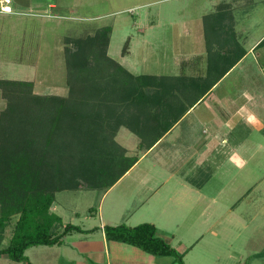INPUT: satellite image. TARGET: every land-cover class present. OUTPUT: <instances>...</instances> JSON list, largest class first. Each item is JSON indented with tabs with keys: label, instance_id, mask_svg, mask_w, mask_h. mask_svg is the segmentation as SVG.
<instances>
[{
	"label": "rangeland",
	"instance_id": "obj_1",
	"mask_svg": "<svg viewBox=\"0 0 264 264\" xmlns=\"http://www.w3.org/2000/svg\"><path fill=\"white\" fill-rule=\"evenodd\" d=\"M224 2L219 6L218 0H33L31 7L16 6L12 2L13 12H0V79L33 81L36 94L66 96L69 87L65 39L95 34L106 26L112 28L109 55L134 74L179 76L177 70H183L190 76H197L194 71L190 73L195 66L197 69L203 66L206 74L209 51L207 37L202 38L203 30L209 33L208 38L215 39L223 34L224 25H219L220 21H238L241 32L246 31L250 37L264 32V23L257 25L258 21H264V0ZM240 36L243 35L238 34ZM128 41L129 50L123 54ZM262 56L258 63L250 58L236 70H231L217 91L194 111V115H198V110L203 113L209 105L207 113L217 117V121L206 120L199 128L201 135L197 131L195 136L191 131L188 134L186 119L178 127L181 134L174 133L168 138L172 145L167 140L158 148L169 163L166 167L175 160L178 164L185 162L186 172L193 174L196 183H201L203 188L200 200L194 195L195 200H192L179 189L176 198L165 207L175 211L173 216H169L166 225L158 222V234L184 255L186 264H264V150L257 149L263 139L261 132L251 131L245 120L234 127L225 122L226 116L233 113L234 100L245 91L259 94L260 102L255 96L250 104L264 109V73L256 74L259 65L264 66V53ZM248 71L255 73L249 80L246 77ZM7 105L8 100L0 89V116ZM197 126L194 122L193 127ZM125 130L131 138L138 140L135 133ZM221 131L227 133V142L221 140ZM212 132L217 134L215 141L222 149L225 147V151H220L217 146L206 149V141ZM228 150L243 153L246 162L242 161L238 166L237 161L229 158L232 151ZM128 153L141 155L139 150ZM150 158L153 160L152 156ZM145 161L148 159L142 162V167ZM185 168L175 172L173 181L184 177ZM127 182L132 185L126 187V183H121L112 193L122 199L126 190H132L129 195L136 197L135 204L148 196V192L131 178ZM179 188L182 187L179 185ZM99 195V190L92 189L60 191L56 212L67 223L83 225L92 220V224H99L98 218L91 216L99 207ZM112 196L106 206L108 202L111 204ZM91 206L96 207L92 212L89 211ZM76 211L79 215L74 213ZM144 218L147 222L152 220L149 214ZM57 247L32 246L26 254L31 264H77L61 260ZM48 252L52 260L46 263L43 255ZM154 257L161 264H181L173 255ZM0 264L29 263L1 254ZM80 264L94 262L88 258Z\"/></svg>",
	"mask_w": 264,
	"mask_h": 264
},
{
	"label": "trees",
	"instance_id": "obj_2",
	"mask_svg": "<svg viewBox=\"0 0 264 264\" xmlns=\"http://www.w3.org/2000/svg\"><path fill=\"white\" fill-rule=\"evenodd\" d=\"M111 31L65 39L66 96L36 94L33 81L0 79L8 100L0 116V255L31 264L28 248L96 230L64 224L52 210L57 193L109 190L139 159L116 140L120 128L140 138L139 149L151 148L241 58L223 50L222 34L212 39L206 30L205 75H137L109 55ZM128 50L129 41L122 53ZM104 232L108 240L186 264L154 223L106 224Z\"/></svg>",
	"mask_w": 264,
	"mask_h": 264
},
{
	"label": "crops",
	"instance_id": "obj_3",
	"mask_svg": "<svg viewBox=\"0 0 264 264\" xmlns=\"http://www.w3.org/2000/svg\"><path fill=\"white\" fill-rule=\"evenodd\" d=\"M24 1L12 0V2L16 4V6L23 5V6L31 7L33 4V0H24ZM223 3H225L224 0H218L217 5L220 6ZM51 5L54 6L55 4H51ZM261 22L264 23V21H258L257 25H260ZM218 24L224 25V28L222 30L223 32L222 35H224L223 38H225L224 39L225 44L223 50L224 51L229 50L233 52L235 56L240 55L241 57L240 60H238V62L212 87V89L207 94H205L201 100L196 102L181 117V119L171 128V130H169L168 133H166L163 136V138L158 142H156V144H154V146H152L151 148L141 152V150L139 149V142H140L139 137L137 138L138 140L131 138L127 134L128 131L126 130L123 131V129H126V127L120 128V130L116 135V140L121 145L126 147L128 151L139 150L141 155L139 156L138 161L118 180V182H116L114 186H112L109 190L99 195V202H98L99 207L96 210V212L91 215L92 218H98L99 224H92L94 222L92 220L87 221V224H83V225L78 224L84 229H92L94 227H97V229L90 233L73 232L71 234L66 235L64 241L61 244H56L58 246L56 250L57 254L60 253L62 256L61 260L66 261L68 263L76 262L77 264L84 263V261L87 260L88 258H91L94 264H98L101 261L106 262V264H161L159 260L154 257L156 255L149 254L148 252L142 250L141 248H138L134 245L127 244L124 242L108 240L104 232V226L106 224L116 225L121 223L134 226L139 223L147 222V220H145L147 218H144V216L146 215L148 217L149 214L152 217L151 222L156 225L160 234V226L158 225V222L163 225H166L167 224L166 221L169 218V216H173L171 214H174L175 211H171L172 210L171 208H165V207H168V205L171 204L172 200L176 198L177 193H179V189L181 192L187 194V196H191L192 200L193 199L195 200L194 197H196L197 200L201 199L202 191H203L201 183L197 184L196 183L197 180L194 179L193 174L186 172L187 169L183 167L185 165V162H183L182 164H178L175 160L174 163L171 162L172 164H175L174 166H171L172 164H170V167L169 166L166 167V164L168 165L169 163L165 160V158L161 156L160 153L162 152H159L158 148L162 146L163 143L166 144L168 138L172 136L174 133H177L178 135L181 134L178 133L180 131V128L178 129V127L186 119L188 120V128H187L189 130L188 134L191 131L194 132L195 136H197V131H198V135H201L199 133L200 132L199 128L205 124L206 120L207 121L209 120L208 122L217 121V117L210 114V112H208L209 114L207 113V111H210L208 107L209 105L207 106V109L203 111V113H201L202 111L199 112L198 110L197 111L198 115H194V111L198 109L200 105L203 104L206 98L212 96L217 91L216 89L219 87L221 81L229 72L236 70L238 67H240V65H242L250 58H253L254 61H256L257 63L260 62V60L258 61V59L260 57H263L262 54L264 53V51H262L264 45H259V43L264 39V32L259 36L253 38L250 37L246 31L244 33L241 32L242 28H239L240 24L238 21H231V22L220 21ZM143 32H145L146 34L147 31L144 30ZM238 34L239 35L241 34L243 36L238 37ZM202 38L206 39L205 30H203ZM206 63L208 65V60ZM261 65H259L260 68L258 69V71L255 70L256 74H260L262 72L264 73V66ZM180 67L182 69V65ZM241 69L244 70V67ZM204 71L205 70L203 69V66L199 67L198 69L195 66V69L191 70L190 73L203 75ZM176 73H179L181 75L182 73H184L190 76L189 74L186 73V71L183 70H179V71L177 70ZM253 74L255 73H251L250 71L246 73V77L248 78V80L249 78L253 77ZM255 96L257 97L259 103L262 98L260 97L259 94L257 95V93H255L254 95L248 91H245L243 92L242 95L238 96L233 102L234 105V108L232 110L233 113L230 114L229 116H226L225 122L229 126L234 127L242 120H245L247 125L251 128L250 129L251 131L259 130L261 132L259 134L262 136L261 138L263 140L258 144L257 149L264 150V111H263L264 109L262 110V108H259L260 107L259 105H258L259 107L257 108L250 104V102L256 99ZM225 102L228 103V100L225 99ZM214 107L213 109L216 112V109ZM194 122L197 123L198 125L197 127H193ZM221 132H222V134H220L221 140L223 142H227L228 141L226 135L227 133L224 131ZM216 136L217 134L214 132L209 134L210 139L206 141V143H208L206 145V149L212 148V146H217V148L220 149V151L221 150L225 151L226 148L223 147L222 149V145L220 146L215 141ZM173 139H171L172 142ZM168 144L172 145L170 141ZM228 151H232V153L230 152L229 158L231 160L234 159L235 161H237L238 166L242 164V161L246 162V158L243 155V153L240 154L236 150L234 151L228 150ZM244 151L245 150H243V152ZM233 152L236 153V155H234ZM150 156L153 157V160L152 158L149 159ZM147 159L148 161H145V165H143L142 167L141 165L142 162ZM163 166H165V168ZM194 166L195 165H193V168ZM183 168H185V172L183 174L184 177L181 180L177 179V181H173V179H175L176 177L175 172L178 170H182ZM128 178H131V180H133L137 186L142 188V190L144 189L145 191L148 192V196L145 197L144 199H140L137 204H135V202L137 201L136 197L132 198V196L130 197L129 195V192H131L132 190H126L122 199H119L115 193H112V190L121 183H126L127 185L126 187L132 185V183L129 184L127 182ZM179 185L182 188H179ZM111 194H113L110 200L111 204L108 202V206H106L107 200ZM192 195H194V197ZM203 196L206 197L205 195ZM206 198H211V197H206ZM212 199L216 200V197L213 196ZM57 207H58V200L56 197V204L54 205L52 210L55 213L59 214L58 212H56ZM91 208L96 209L95 206H91L89 207V210ZM74 213L79 215L80 212L76 211ZM61 217L63 219V216ZM63 222L64 224H67V222H65L64 219ZM64 250L67 252H64ZM75 252L77 253V255L74 254ZM44 258L46 260L45 261L46 263L52 260V256L49 254V252L43 255V259Z\"/></svg>",
	"mask_w": 264,
	"mask_h": 264
},
{
	"label": "built area",
	"instance_id": "obj_4",
	"mask_svg": "<svg viewBox=\"0 0 264 264\" xmlns=\"http://www.w3.org/2000/svg\"><path fill=\"white\" fill-rule=\"evenodd\" d=\"M12 0H0V12L9 13L13 12L11 7Z\"/></svg>",
	"mask_w": 264,
	"mask_h": 264
}]
</instances>
